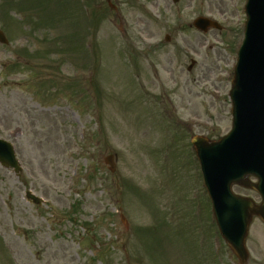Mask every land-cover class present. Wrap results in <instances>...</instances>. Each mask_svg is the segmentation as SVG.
<instances>
[{"label": "rangeland", "instance_id": "1", "mask_svg": "<svg viewBox=\"0 0 264 264\" xmlns=\"http://www.w3.org/2000/svg\"><path fill=\"white\" fill-rule=\"evenodd\" d=\"M111 1L0 0V138L23 168L0 166V264H240L191 140L231 131L246 0ZM246 245L264 264L258 217Z\"/></svg>", "mask_w": 264, "mask_h": 264}, {"label": "water", "instance_id": "2", "mask_svg": "<svg viewBox=\"0 0 264 264\" xmlns=\"http://www.w3.org/2000/svg\"><path fill=\"white\" fill-rule=\"evenodd\" d=\"M107 1L113 8L110 0ZM179 1L173 0L175 4ZM246 12L245 40L238 54L230 93L233 130L216 143H209L203 137L192 140L217 223L241 264L249 258L245 241L253 216L264 222V0H248ZM193 25L205 33L209 29H221L218 23L207 18H198ZM0 42L8 43L1 31ZM105 161L115 172L114 157ZM0 164L17 175L21 173L12 144L1 139ZM248 176H255L259 182L251 184ZM233 184L257 191L262 197L261 206L256 207L251 200L233 195ZM27 198L39 204L31 193Z\"/></svg>", "mask_w": 264, "mask_h": 264}]
</instances>
